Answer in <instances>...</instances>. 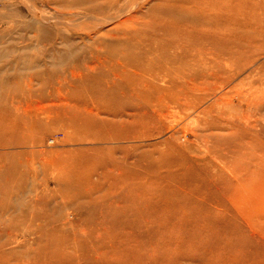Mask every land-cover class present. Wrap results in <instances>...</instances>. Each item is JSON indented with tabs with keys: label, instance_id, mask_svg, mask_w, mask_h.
Instances as JSON below:
<instances>
[{
	"label": "rangeland",
	"instance_id": "1",
	"mask_svg": "<svg viewBox=\"0 0 264 264\" xmlns=\"http://www.w3.org/2000/svg\"><path fill=\"white\" fill-rule=\"evenodd\" d=\"M106 1L0 0V103L12 111L20 105L26 115L30 130L23 136L34 144L24 149L35 166L7 173L10 184L0 186V245L15 251L8 263L24 261L27 251L34 264H264V45L251 39L264 0H136L134 7L152 16L148 22L157 20L156 29L144 34L138 23H129L125 32L139 36L104 34L107 46L96 51L86 35L110 27L113 10L109 14ZM181 4L200 14L201 33L228 34L241 43L242 53L219 57L231 45L195 32L181 38L187 50L180 59L168 49L155 52L158 41L172 42V33L186 31L190 17L180 16ZM168 66L182 84L186 75H204L211 66L222 78L236 75L229 82L196 79L200 90L188 98L195 112L183 110L170 124L165 112L149 121L159 111L158 99L139 92L129 78L133 72L162 73ZM99 72L109 84L83 80L84 74ZM99 86L107 91L104 103ZM111 90L118 91V102L127 99L125 109L111 103ZM133 107L141 116L128 114ZM97 111L105 119L110 118L105 111L124 113L111 118L127 121L121 132L138 140L113 145L93 139L97 136L84 139L70 121ZM211 123L221 128L212 129ZM108 126L94 127L90 135L120 131V124ZM175 144L181 146L178 155L171 153ZM159 152L169 153L170 160L161 161ZM146 159L156 165L139 175Z\"/></svg>",
	"mask_w": 264,
	"mask_h": 264
},
{
	"label": "bare ground",
	"instance_id": "2",
	"mask_svg": "<svg viewBox=\"0 0 264 264\" xmlns=\"http://www.w3.org/2000/svg\"><path fill=\"white\" fill-rule=\"evenodd\" d=\"M135 1L134 0L133 2H131V0H107L106 1V4L109 8H107L109 14L111 13V11L113 10V15L112 17H109L108 18V21H109V26L106 33H101V32H96L94 33V35H86L87 38L90 40H92V42L96 43L97 44V48H96V51H100V50H105L104 48H106L107 45H105L106 43V40H102L106 34L108 37H111V38H116L118 39L120 36H126V37H133L134 38L136 36H139L138 35V32H134V33H131V32H125L126 29L128 27V24L129 23H134V24H139V26L142 27V30H144V34L146 33L145 32V29L147 28L148 30H146L147 32L150 31H154L157 27L156 23H157V20L154 19L153 22H148V20L152 17L150 14H148L147 12L145 13H142V11L140 10L139 11V8L138 7H134L135 5ZM148 4L146 3V6ZM145 6V8H147ZM144 7V6H143ZM93 9H99L100 6L99 5H94L92 6ZM194 7L192 6H189L187 4H181L178 6V11H179V14L180 16L182 15H185V16H188L190 17V20L189 22H186V25H187V28H186V31H182V32H179V33H172L173 35V39L171 40L172 42H168L167 41H162L163 39H161L160 41H158L159 43L163 42L162 44L160 43L157 47H155V52L157 51H160L161 49H168L170 50L173 54H174V59H180V57L183 55L184 51L186 52L187 50V47L185 44H183V41L181 40V38L183 37V35H185L187 32L191 33V32H195L198 37L199 36H202L206 39H210L212 40V37H218V39L220 40L219 42H221V44L223 42H225L226 44L229 43L231 46H228L227 49H224L225 52H227V54H223V53H218L217 56L219 57H225L227 56L228 58H230L232 56V54H236V52L238 51V49H240V44H238V42H236L235 39H232L228 34L225 36V37H221V36H218V35H205L203 33H201V30H200V24L196 25L197 22V19H198V16L200 15L198 12H196V14L194 12H191V9H193ZM101 9V8H100ZM112 9V10H111ZM154 17V16H153ZM201 18V17H200ZM102 29V28H101ZM263 30H264V15L262 16L261 18V23L260 25L256 28L255 30V33L256 34H252V38L254 42H257L259 44V46H263L264 45V36L262 37V35L264 34L263 33ZM141 32V31H140ZM149 32V33H150ZM143 33V32H142ZM156 33V32H155ZM179 37V40H176L177 38ZM262 37V38H261ZM149 38V37H148ZM197 38V37H196ZM200 38V37H199ZM156 39V38H155ZM195 39V37H194ZM108 40V39H107ZM148 40V39H147ZM164 40H167L166 38H164ZM196 40V39H195ZM215 40V39H214ZM141 41V40H140ZM139 41V42H140ZM143 41V40H142ZM154 41V40H152ZM199 41V39H198ZM206 41V40H205ZM217 41V40H215ZM148 42V41H147ZM164 42H167V43H164ZM192 42V41H190ZM194 42V41H193ZM207 42V41H206ZM218 42V41H217ZM98 43H101V45L103 47H100ZM144 43V42H143ZM149 43V42H148ZM170 43V44H169ZM137 44V42H136ZM194 44V43H193ZM200 44V43H199ZM207 44V43H206ZM210 44V43H209ZM213 44V43H211ZM84 45V44H83ZM144 45V44H143ZM153 45V44H152ZM202 45V44H201ZM85 46V45H84ZM226 46V45H225ZM146 47V46H144ZM149 47V46H148ZM147 47V48H148ZM252 47H257V45H253ZM84 48V47H83ZM153 48V47H152ZM151 51L153 52L154 50ZM190 48V47H189ZM188 48V49H189ZM223 48V47H222ZM222 48H218V49H222ZM243 48V47H242ZM241 48V49H242ZM135 49V48H134ZM149 49V50H150ZM199 49V48H198ZM240 49V50H241ZM245 49V48H244ZM243 49V50H244ZM90 50V49H88ZM215 50V49H214ZM90 51H95L94 50H90ZM198 51V50H197ZM236 51V52H235ZM249 49L247 50V53H248ZM256 51V50H255ZM262 51V50H261ZM210 52V51H209ZM217 52V51H216ZM240 52V54L242 53L241 51H238ZM251 52V51H250ZM146 53V52H145ZM150 53V52H148ZM256 53V52H255ZM250 54V53H249ZM259 54V53H258ZM260 54H263V53H260ZM213 55V54H212ZM253 56V55H252ZM251 56V58H252ZM94 54H91L89 55V58L92 60L94 59ZM201 57V56H200ZM236 57V56H235ZM239 57V56H238ZM183 58V57H182ZM208 58V57H206ZM215 58V56H214ZM227 58V59H228ZM233 58V56H232ZM258 58V57H257ZM213 59V57H212ZM226 59V60H227ZM256 59L253 58L251 59V61H249V64L250 63H253L254 60ZM210 60V59H209ZM229 60V59H228ZM231 60V59H230ZM236 60V59H234ZM233 60V61H234ZM204 61V60H202ZM212 61V60H211ZM213 62V61H212ZM236 62V61H235ZM238 62V61H237ZM232 63L231 61L229 62V64ZM234 63V62H233ZM214 65V63H212ZM227 64V65H229ZM238 64V63H236ZM235 64V65H236ZM260 64V63H259ZM207 65V64H206ZM86 66V65H85ZM93 67H96V68H101L103 66L101 65H98V64H94L92 65ZM209 66V65H208ZM264 67V64L262 65ZM104 68V67H103ZM244 68V67H243ZM90 69H94L95 68H91L90 66ZM209 70H207L204 75L203 74H199L198 76L197 75H193V76H190L189 78L188 75H186V78H184V84H182V82H179V79H176L175 77L172 76L173 73V69L170 68V66L166 67L162 73L159 72L158 70L156 71H152L151 73L148 74V72H146V74H141V73H137V72H133L134 73V77L132 78H129L131 82H133L134 86L136 89H139L138 91L139 92H144L146 90V93H147V96L149 97H156L158 99V102L157 104L155 105L159 111H153L152 114H150L151 112L149 111H146L149 112V121L150 120H153V119H157L158 117L161 118L160 116V113L161 112H165L166 114V120H168L169 124L172 123V122H176V117L178 118H182V116H180L179 114H181V112L184 110V112H187V110L189 111H196V105L195 106H190L189 102H188V98L191 96V93H195V91H199L200 88L194 83L196 82L195 80L196 79H199V78H205L204 80H209V79H213L215 77H218V79H225L224 81H227L229 82L232 78L235 77L236 73H232L230 74L229 76H226L224 78L220 77V74L217 75L216 73H214V66H211V67H208ZM216 69V68H215ZM264 69V68H263ZM104 70V69H103ZM106 70V69H105ZM112 70V69H111ZM122 70V69H121ZM184 70V69H183ZM192 70V69H191ZM246 70V69H245ZM113 71V70H112ZM110 71V72H112ZM179 71V70H178ZM177 71V72H178ZM236 71V70H235ZM240 71V70H239ZM237 71V72H239ZM98 72V71H97ZM96 72V73H97ZM101 72V71H100ZM99 72V74H97L96 76H94V74H84L83 75V80H90V81H95V79L97 80V82L99 83H103V82H107V79L105 77L106 80H103V79H100L103 75ZM104 71H102L103 73ZM175 72V71H174ZM219 72V70H218ZM230 72V71H229ZM232 72V71H231ZM264 72V71H263ZM93 73V72H92ZM95 73V72H94ZM95 73V74H96ZM109 71L107 72V75H108ZM176 73V72H175ZM183 73V71H182ZM83 74V73H82ZM104 74V73H103ZM116 74V73H115ZM114 74V75H115ZM177 74V73H176ZM175 74V76H177ZM190 74V73H189ZM225 74V73H224ZM243 74V73H242ZM80 75V74H78ZM119 76V74H116ZM115 75V77H117ZM136 76V78H135ZM183 76V75H181ZM104 77V76H103ZM79 78V77H78ZM110 78V77H109ZM181 78V77H180ZM92 79V80H91ZM260 79V77L258 78ZM257 79V80H258ZM201 80V79H200ZM215 80V79H214ZM115 81V79L113 80ZM113 81L112 84H113ZM121 81V80H120ZM183 81V80H182ZM202 81V80H201ZM116 82V81H115ZM122 82V81H121ZM213 82V80H212ZM222 82V81H221ZM220 82V83H221ZM81 83V82H80ZM88 83V82H85V84ZM110 81L107 82V84H109ZM93 84H96V83H92ZM182 84V85H181ZM206 84V83H205ZM224 83H222V86H223ZM88 85H90L88 83ZM96 85H93V87H95ZM111 86V85H110ZM103 87V85H102ZM101 87V89H102ZM105 87V86H104ZM103 87V88H104ZM206 87V86H205ZM97 90H101L100 89V86H99V89L98 87H96ZM112 89L114 90H119L120 87H112ZM181 88H182V91H181ZM87 89V88H86ZM84 89V90H86ZM94 89V88H92ZM107 90V88H105ZM110 89V88H109ZM202 89V88H201ZM204 89V88H203ZM214 89V87H213ZM215 89H218V88H215ZM89 90L91 92H94L93 94H95V91L94 90H91L90 86H89ZM96 90V94L98 93ZM121 90V89H120ZM119 90V92H120ZM181 91V93H180ZM110 92V91H109ZM118 92V91H117ZM116 92V95L114 94V91L111 90V95H112V98L111 100V103L115 104L116 106H119L120 109H125V107H127V105H124L122 103V101H126L125 99H122L121 103L120 101L118 102L117 100V93ZM121 93V92H120ZM99 94H101L103 97H101L100 99V102H103L102 101L106 96L107 97V91H105L104 89H102V91H99ZM109 94V93H108ZM196 94V93H195ZM110 95V94H109ZM121 95V94H120ZM119 95V96H120ZM213 95V94H212ZM241 95H243L244 97L247 96V94H243L241 93ZM199 96V94H198ZM224 96V95H223ZM251 96V95H250ZM202 97H204L202 95ZM109 98V99H110ZM126 98V97H125ZM137 98V100H139L138 102L140 104H145V105H148L144 99L142 98H138V97H134L133 99ZM196 98V97H195ZM108 99V98H107ZM105 99V100H107ZM192 99V98H191ZM211 99V98H210ZM229 99V98H228ZM128 100H130L128 98ZM136 100V99H135ZM183 100V101H182ZM201 100V99H200ZM225 100V98H224ZM109 101V103H110ZM134 101V100H133ZM198 101V100H197ZM3 102V106H6L7 108L6 109H3L1 106H2V103H0V186L1 185H9L10 182H11V177H8L7 173H11V174H16V172L18 171L19 168H23V172L25 171H33L35 166L34 164L32 165L31 167V162L29 161L28 157L26 156L27 153H28V150H25L24 147H27V146H33L34 142L32 139H27L25 138L26 137V132L30 130V127H25L24 125H29L26 123V120L24 119V117L26 115H23L22 112H21V108L20 105H18V107L14 108L13 111L11 110V107H8L6 105V102L5 101H2ZM188 105H186V103ZM192 102V100H191ZM202 102V101H201ZM108 103V104H109ZM197 103V102H196ZM226 103H231V101H226ZM248 103V102H247ZM136 104L138 105L137 101H136ZM104 105V104H102ZM231 105V104H230ZM115 106V107H116ZM141 106V105H139ZM229 106V105H228ZM207 107V106H206ZM133 108H136V110H133V111H129L128 114L131 115L133 114L134 112V115H137V116H141L139 115L138 113V107H133ZM147 108V106L145 107ZM229 108V107H228ZM112 109V108H111ZM216 109V108H215ZM214 109V110H215ZM221 109V108H220ZM119 110V109H118ZM140 110V108H139ZM167 110V111H166ZM110 111V110H109ZM114 111V110H113ZM204 112L203 113H210L209 110H203ZM255 111V110H254ZM105 111V115L107 114V116H111L116 118V116H119V117H122V115H124V113H118L117 112H107ZM190 112V113H191ZM80 113V112H79ZM91 114H93V116H75V118L73 120L70 121V124L73 125L74 127V130L76 132H79V133H83V134H79L81 136H84V139L86 137H92V136H97L93 139H97V140H100L101 142H105L106 144H113V145H118L121 141H125L126 142L129 140H138L137 137L133 134H125V133H122L121 132V129L122 127L125 128V126L123 125L124 123H127V121L125 120H119L120 122H117V121H113L114 119H105L102 115L101 112L97 111V112H89ZM84 114V112H83ZM109 114V115H108ZM183 114V113H182ZM185 114V113H184ZM66 115V114H65ZM143 115V114H142ZM28 116V115H27ZM42 116V115H41ZM47 116V115H46ZM145 115H143L144 117ZM199 116V115H198ZM208 116V115H207ZM29 117V116H28ZM36 116L33 115L31 116L32 119H34ZM106 117V116H105ZM143 117H140V121L143 123L144 120H146V118L144 119ZM146 117V116H145ZM126 118V117H124ZM50 119V117H49ZM120 119V118H119ZM112 120V121H111ZM118 120V118L116 119ZM147 121V120H146ZM32 122V121H31ZM145 122V121H144ZM234 122V121H232ZM148 123V122H147ZM120 124V131H112V132H109L110 129L108 130V132L106 131V129H104L106 132L104 131H101L102 129H98L100 130V134L99 131L98 133H96L95 131V134H92V130H94L93 128L94 127H105V126H108V125H113V128L114 127H117V125ZM219 128L220 125L215 123ZM215 124L214 123H211L210 126L211 128L213 129V127H215ZM233 124V123H232ZM214 125V126H213ZM98 127V128H99ZM119 127V126H118ZM170 127V126H169ZM109 128V126L107 127ZM112 128V129H113ZM216 128V127H215ZM92 129V130H91ZM96 129V128H95ZM28 134V133H27ZM25 137H24V136ZM231 136H234V137H237L238 134L236 132H231L230 133ZM237 135V136H236ZM242 136V135H241ZM139 137V136H138ZM147 137V136H145ZM144 138V136L142 137ZM239 138V136H238ZM238 138H236L235 140H238ZM81 139V138H80ZM140 139V138H139ZM205 139V138H203ZM116 143V144H115ZM230 143V142H229ZM228 143V144H229ZM237 143V142H236ZM239 143V142H238ZM230 145V144H229ZM180 145H171L170 149H171V153L178 155L179 153V149H180ZM116 148H118V146H116ZM31 149V148H30ZM118 149H121V148H118ZM152 150H155V148H153ZM31 152V151H30ZM39 152V151H37ZM32 159V158H31ZM159 159L163 162H166V161H169L170 160V154L169 153H165V152H159ZM53 160V159H52ZM53 162V161H51ZM156 162L157 161H149L146 159V163L144 164V171H140L139 175L142 173L144 174L145 172H147L148 170H152L154 169L155 165H156ZM36 165V164H35ZM38 165V164H37ZM42 166V165H41ZM51 166V165H50ZM37 169V168H36ZM36 174V173H35ZM166 183H168L166 181ZM14 188V187H12ZM1 189V188H0ZM143 189V188H142ZM258 228V227H257ZM260 230L262 231V236H260V238H263L264 239V226L262 228H260ZM22 232H26L24 230H22ZM28 233L30 231H27ZM7 236L8 237H13L12 233L8 232L7 233ZM24 240H20V241H17L18 244L20 243H24L23 242ZM31 242V241H30ZM15 245V244H14ZM102 251V250H101ZM14 253L15 251L14 250H11L9 252H5L1 249V245H0V264H9L8 263V260L7 258L10 256V257H13L14 256ZM25 256H26V259L24 261H21V260H18L17 264H34L32 261H30L29 259V253L27 251H25Z\"/></svg>",
	"mask_w": 264,
	"mask_h": 264
}]
</instances>
